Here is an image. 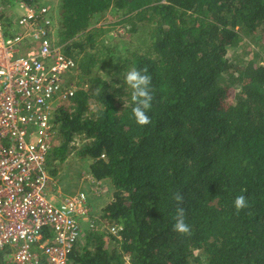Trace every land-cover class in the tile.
<instances>
[{
    "label": "trees",
    "instance_id": "obj_1",
    "mask_svg": "<svg viewBox=\"0 0 264 264\" xmlns=\"http://www.w3.org/2000/svg\"><path fill=\"white\" fill-rule=\"evenodd\" d=\"M109 11L144 41L115 62L122 48L95 25ZM56 14L80 87L57 107L49 173L75 155L111 192L69 264H264V54L230 58L243 38L264 45V0H59ZM132 68L151 76L146 126L123 81ZM177 207L189 234L173 230Z\"/></svg>",
    "mask_w": 264,
    "mask_h": 264
},
{
    "label": "built area",
    "instance_id": "obj_2",
    "mask_svg": "<svg viewBox=\"0 0 264 264\" xmlns=\"http://www.w3.org/2000/svg\"><path fill=\"white\" fill-rule=\"evenodd\" d=\"M57 27L56 11L40 2L24 3L16 32L0 22V251L8 264H69L91 213L88 194L57 191L47 166L57 107L80 87ZM87 174L97 190L102 182Z\"/></svg>",
    "mask_w": 264,
    "mask_h": 264
},
{
    "label": "rangeland",
    "instance_id": "obj_3",
    "mask_svg": "<svg viewBox=\"0 0 264 264\" xmlns=\"http://www.w3.org/2000/svg\"><path fill=\"white\" fill-rule=\"evenodd\" d=\"M40 3L46 4L55 11H57V6L59 4V0H40L38 1ZM23 8V7H22ZM6 13H4V17L2 21L4 24H6L7 29L14 33L16 32V20L20 16V13L16 8L8 7V9H5ZM120 16L118 13L114 11H109L104 17L98 19L96 21V26H101L106 29V31L102 35V41L107 46L111 45V47H114V45L118 46L120 51L117 49V47L114 48L111 55L113 56L111 61L115 62L118 58V56H122L127 53L128 46L129 48L135 49L138 48L140 45H143L144 41H142V34L139 33L136 35H133L128 29L129 27L126 26L124 23H119ZM125 28H124V27ZM234 48V49H233ZM230 51V58L237 60L238 59H248L250 57H253L254 52H260L261 54H264V45L263 44H256L254 42L249 41L247 38L241 39L238 47H233ZM136 50V49H135ZM116 64V63H115ZM109 70H103V73L107 75V78L112 76V70H115L114 65L109 64L108 66ZM107 71L110 72L107 73ZM75 144H79V136L75 138ZM88 165L86 160L80 159L79 157L75 155H71L65 162H62L57 168H59L57 175L54 176V179L56 182H54V188L57 191H60L63 194H74L77 193L81 187L80 180H86L90 181L89 175L86 173V168ZM89 172V168L88 171ZM91 188L95 192H100L96 197H102L104 194H106V197L104 198V202H107L110 194H108L110 191L109 189V183L106 184H100V187L96 190V184H93L91 182ZM92 190V191H93ZM88 194L89 191H87ZM100 194V195H99ZM100 206H98L99 208ZM99 210H97L95 213L92 214V224L97 223V217L100 215ZM89 228H85V230H88ZM90 231V230H88Z\"/></svg>",
    "mask_w": 264,
    "mask_h": 264
},
{
    "label": "clouds",
    "instance_id": "obj_4",
    "mask_svg": "<svg viewBox=\"0 0 264 264\" xmlns=\"http://www.w3.org/2000/svg\"><path fill=\"white\" fill-rule=\"evenodd\" d=\"M123 81L132 90L131 100L134 103L132 115L136 123L140 126L150 124L151 119L148 112L152 107L154 97L150 88L151 76L148 74V69L138 70L132 68L123 74ZM115 87L118 88L120 85H115ZM174 199L179 205L184 197L177 192ZM234 206L237 212L247 208V198L244 195L236 197ZM173 230L180 234H189L191 231L190 226L185 222V209L183 207H177Z\"/></svg>",
    "mask_w": 264,
    "mask_h": 264
},
{
    "label": "crops",
    "instance_id": "obj_5",
    "mask_svg": "<svg viewBox=\"0 0 264 264\" xmlns=\"http://www.w3.org/2000/svg\"><path fill=\"white\" fill-rule=\"evenodd\" d=\"M3 1L4 0H0V10L3 13V17H4V13H6L5 9H8V7L16 8L19 12H21L20 16L22 15V13H24V3L22 1H19V0H6L5 3ZM20 16L18 17V19L20 18ZM2 19L0 20V22L4 24ZM18 19L16 20V25H17ZM4 25H6V24H4ZM85 166H87V168L85 170L87 172L88 168H89V164L85 165ZM103 182L104 181H102V184H104ZM80 185L82 187L80 189H85L86 192L89 191V193H90V194H88V192H87L88 197H89V205L91 207V212L95 213L97 210H99V212H100L99 214H101L102 208H103V206L106 203V202H104V198L106 197V194H104L102 197H96V195H98V193H100V192H98V191L95 192L91 188L92 185H91V182H89V181H86V180L81 181L80 180ZM62 193H64V192H62ZM108 194H111V192H109ZM98 206H100V207L98 208ZM89 224H90V222L88 220L83 222V226H87Z\"/></svg>",
    "mask_w": 264,
    "mask_h": 264
}]
</instances>
